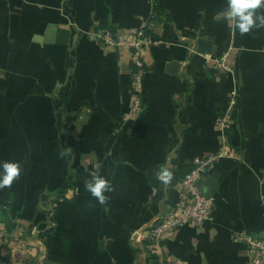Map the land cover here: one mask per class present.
Segmentation results:
<instances>
[{"label":"crops","instance_id":"0c3cea01","mask_svg":"<svg viewBox=\"0 0 264 264\" xmlns=\"http://www.w3.org/2000/svg\"><path fill=\"white\" fill-rule=\"evenodd\" d=\"M226 7L0 0V163L21 169L0 187V264H155L131 235L174 207L194 160L223 145L229 156L199 181L214 199L211 221L163 246L171 264H251L237 234L264 235V27L239 33ZM103 24L114 34L147 27L158 42L144 54L135 117L129 54L94 39ZM199 39L209 54L197 52ZM223 55L233 75L214 68ZM93 176L109 186L104 203L85 190Z\"/></svg>","mask_w":264,"mask_h":264},{"label":"built area","instance_id":"2783aa9c","mask_svg":"<svg viewBox=\"0 0 264 264\" xmlns=\"http://www.w3.org/2000/svg\"><path fill=\"white\" fill-rule=\"evenodd\" d=\"M94 39L104 48L115 51H126L129 54L131 78L133 83V98L130 106V116H137L142 111L141 82L145 74L144 54L150 46L158 43L152 39L148 33V28L143 27L136 31H128L120 34H113L108 30H100L93 35ZM214 68L233 75V68L228 57L223 55L212 60ZM235 93H232L230 105H233ZM229 117L223 115L218 120L221 129L228 126ZM230 152L224 145L219 153L207 155L203 158L195 159L192 168L180 180L178 185V201L165 215L141 227L140 230L131 235L134 243L148 245L151 253L155 257V264H171L172 260L164 250L163 242L170 234L178 231L182 227L192 224L201 226L211 221L214 209V199L205 196L199 188V181L202 176L222 157H228ZM264 205V201H263ZM0 239L6 240L7 234L0 227ZM240 241L250 255L251 264H264V237H254L244 233L237 234Z\"/></svg>","mask_w":264,"mask_h":264},{"label":"clouds","instance_id":"9594fccd","mask_svg":"<svg viewBox=\"0 0 264 264\" xmlns=\"http://www.w3.org/2000/svg\"><path fill=\"white\" fill-rule=\"evenodd\" d=\"M261 6H264V0H227L224 15L233 24L234 29L243 34L253 28L264 27V14L256 11ZM20 171L17 163H0V187L11 185ZM158 179L167 183L171 179V174L167 170H162ZM85 190L98 202L104 203L107 199L104 193L109 191V186L102 177L93 176L91 180L85 182Z\"/></svg>","mask_w":264,"mask_h":264},{"label":"water","instance_id":"95a60500","mask_svg":"<svg viewBox=\"0 0 264 264\" xmlns=\"http://www.w3.org/2000/svg\"><path fill=\"white\" fill-rule=\"evenodd\" d=\"M197 43L199 47L197 50L198 53L202 55H207L211 52V43L200 39L197 41ZM262 237H264V235Z\"/></svg>","mask_w":264,"mask_h":264},{"label":"trees","instance_id":"16d2710c","mask_svg":"<svg viewBox=\"0 0 264 264\" xmlns=\"http://www.w3.org/2000/svg\"><path fill=\"white\" fill-rule=\"evenodd\" d=\"M102 28L105 29V30H108V31H110L111 33L114 34V32L110 29V27H109L108 25L103 24V25H102ZM103 29H102V30H103ZM152 46H153V45H152ZM152 46H150V47H152ZM150 47H149V48H150ZM218 58H220V57H218ZM131 69H132V68H131ZM144 69H145V73H146L147 65L144 67ZM224 73H225V72H224ZM226 74H228V73H226ZM228 75H230V74H228ZM144 76H145V74H144ZM143 78H144V77H143ZM141 101H142V96H141ZM142 108H143V102H142ZM226 133H227V129H225V134H226ZM188 172H189V171H188ZM184 175H185V174H184ZM184 175H183V177H184ZM183 177H182V178H183ZM182 178H181V179H182ZM63 190H64V187H62V188L60 189V191H63ZM60 191H58V192H60ZM61 194H62V193H61ZM213 211H214V209H213ZM212 213H213V212H212ZM184 227H185V226H184ZM182 228H183V227H182ZM182 228H181V229H182ZM179 230H180V229H179ZM145 246H146L147 248H149L148 245H145Z\"/></svg>","mask_w":264,"mask_h":264}]
</instances>
